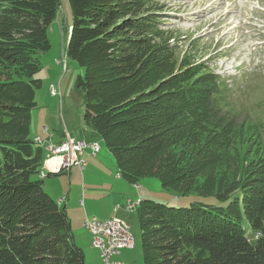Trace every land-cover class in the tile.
<instances>
[{"label": "trees", "instance_id": "16d2710c", "mask_svg": "<svg viewBox=\"0 0 264 264\" xmlns=\"http://www.w3.org/2000/svg\"><path fill=\"white\" fill-rule=\"evenodd\" d=\"M69 2L66 54L84 68L76 84L84 122L119 175L132 184L157 177L165 189L227 202L175 207L141 198L145 264H264V157L245 170L233 158L238 121L216 108L217 77L173 74L169 52L135 44V0ZM60 6L0 0V264H86L67 209L44 188V148L31 137L40 55ZM222 170L232 178L217 184Z\"/></svg>", "mask_w": 264, "mask_h": 264}, {"label": "rangeland", "instance_id": "374dc122", "mask_svg": "<svg viewBox=\"0 0 264 264\" xmlns=\"http://www.w3.org/2000/svg\"><path fill=\"white\" fill-rule=\"evenodd\" d=\"M132 7L135 11H129V19H135V44L154 45L159 54L163 53L162 49L169 52L173 74L190 70L198 75L197 71L200 70V75L212 72L217 77L216 88L219 91L215 99L216 108L238 121V130L233 135L235 149L232 154L240 168L245 170L251 162L263 158L264 0H135ZM72 17L69 0H61L56 19L49 28L51 46L40 55L42 68L37 77L42 80V86L36 90L38 107L33 111L31 124L34 143L37 137H41L44 143H60L67 134L70 135L69 130L85 137L77 140L94 141L91 139L93 134L86 131L84 97L76 87L78 77L84 74V68L66 54ZM169 77L167 75L165 79ZM51 85L58 88L61 94L52 95ZM60 129L64 131V139L53 142L52 132ZM181 131L186 132L184 127H181ZM47 135L49 137L45 138ZM98 139L103 150L114 158L105 142L100 137ZM42 151L40 172L42 169L46 171L45 162L49 152L45 150V156L44 149ZM74 171H78L81 176L79 170ZM226 173L225 170L219 171L217 184L227 177L232 178L230 173ZM62 174L65 181H56L58 187L55 193L58 197L66 198L70 184L66 174ZM59 175L51 174L45 179ZM84 175L88 185L96 186L102 193L108 189L106 185L110 179H105L99 171L94 172L87 167ZM134 188L125 192L126 204L130 200L138 201L140 197L175 207L189 206L196 201L227 204L215 196H203L197 191L182 195L173 189H165L157 177L142 178ZM113 196L97 200L91 216L99 220L111 218L115 212V206L111 203ZM126 204L122 206L119 217L130 224L135 246L123 249L117 258L125 264H145L137 210H127ZM110 209L113 210L111 215ZM244 224L249 228L246 219ZM251 233L249 228L248 235ZM83 237L88 238L86 231Z\"/></svg>", "mask_w": 264, "mask_h": 264}, {"label": "crops", "instance_id": "0c3cea01", "mask_svg": "<svg viewBox=\"0 0 264 264\" xmlns=\"http://www.w3.org/2000/svg\"><path fill=\"white\" fill-rule=\"evenodd\" d=\"M86 131L93 134V138H91L92 140L99 142L96 133L90 130L87 126H86ZM75 132L76 131L71 132L69 130V133L72 137L76 139L85 138L80 136V133L78 132L75 133ZM36 135H40V134H36ZM47 137H49V135L45 136V138ZM51 139L53 142L62 141L64 139V131L61 129L53 131ZM46 153L47 152L44 150L45 156ZM47 156L48 159L45 162L46 171L42 169L45 173H47L49 169L50 151L48 152ZM84 159L86 160L87 163L83 169L72 167L70 171L64 172L63 174L61 173L62 175L66 174V176L68 177L67 179H69L70 185L68 187L66 198L58 197V195H56L55 193L56 192L55 189L56 187H58L56 186V181L59 182L62 180H63L62 182L65 181L64 177H62L61 174L59 175L60 177H56L52 179L51 178L45 179L46 178L45 177L44 188L61 206H64L67 209L68 215L71 219L72 230L75 236V241L80 247L83 248L85 252L86 264H103L99 249L93 246L92 234L85 229L86 227L84 226V220L87 216L92 217L91 215L93 214V211H95V209H93V206L96 203V201L99 200L101 197H105V196L111 197V195L114 194L113 199L111 201L112 205L113 204L114 206L116 204H120L122 206L125 205L127 200H125L124 194L125 192L131 190L132 187L134 188L135 184L129 183L127 180H125L122 176L119 175L118 167L115 163L114 158L111 157L106 152V150L104 151L102 147L100 152L96 155H93L91 150L87 149L86 152L84 153ZM87 167H89L90 170H94V172L99 171L100 173H102L105 179L107 180L110 179V181H108V184L106 185L108 189L106 188V190L103 193L96 186L92 187L86 183L87 180L84 175V170ZM74 170H79L81 172V176H79L78 171H74ZM53 175L56 176L58 174H53ZM139 199H141V197ZM122 210L123 208L119 209L118 211H115L113 215L119 216ZM111 211L113 210L110 209L109 215H111L112 213ZM85 231L87 232L88 238L83 237Z\"/></svg>", "mask_w": 264, "mask_h": 264}, {"label": "built area", "instance_id": "2783aa9c", "mask_svg": "<svg viewBox=\"0 0 264 264\" xmlns=\"http://www.w3.org/2000/svg\"><path fill=\"white\" fill-rule=\"evenodd\" d=\"M52 95L61 94L60 90L51 85ZM42 141V139H40ZM50 164L46 177L51 174H61L70 171L72 167L83 169L86 165L84 153L90 149L93 155L100 152L99 142L86 140H77L69 134L60 143L49 142ZM45 178V177H44ZM134 202H127L126 209L134 211ZM122 208V205L116 204L115 211ZM84 226L92 234L93 246L98 248L103 264H125L117 259L123 249L133 248L135 246L134 236L131 232L130 224L123 218L113 215L107 220H99L97 217H86Z\"/></svg>", "mask_w": 264, "mask_h": 264}, {"label": "bare ground", "instance_id": "6f19581e", "mask_svg": "<svg viewBox=\"0 0 264 264\" xmlns=\"http://www.w3.org/2000/svg\"><path fill=\"white\" fill-rule=\"evenodd\" d=\"M40 139H41V137H37L36 140H35V144L41 146L42 148H44V150L50 151L49 144L46 142L48 144L47 145L46 143H44ZM42 173H44L45 174L44 177H46V173L43 170H41V172H40V178H44V177L41 176ZM139 201L140 200L134 202V210L139 206Z\"/></svg>", "mask_w": 264, "mask_h": 264}]
</instances>
